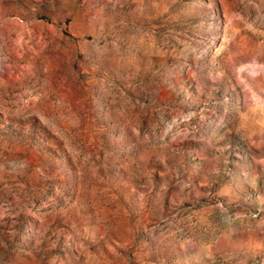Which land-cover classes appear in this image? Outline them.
<instances>
[{
    "label": "rangeland",
    "instance_id": "1",
    "mask_svg": "<svg viewBox=\"0 0 264 264\" xmlns=\"http://www.w3.org/2000/svg\"><path fill=\"white\" fill-rule=\"evenodd\" d=\"M0 264H264V0H0Z\"/></svg>",
    "mask_w": 264,
    "mask_h": 264
}]
</instances>
